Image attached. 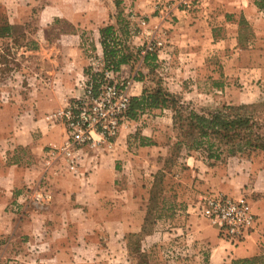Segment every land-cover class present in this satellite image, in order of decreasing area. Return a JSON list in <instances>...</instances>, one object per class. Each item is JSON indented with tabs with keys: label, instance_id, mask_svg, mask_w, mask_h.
<instances>
[{
	"label": "rangeland",
	"instance_id": "rangeland-1",
	"mask_svg": "<svg viewBox=\"0 0 264 264\" xmlns=\"http://www.w3.org/2000/svg\"><path fill=\"white\" fill-rule=\"evenodd\" d=\"M116 2L0 0V24L9 21L14 26L11 37L0 38L1 147L7 145L9 138H16L20 145L12 158L32 164V160L40 156L30 147L34 142L40 145L44 142L41 139L48 136V142L58 143L66 137L63 144L50 145L42 153L43 168L36 179L41 160L34 165L36 168L31 165L29 173L33 179L25 180L26 187L7 203L5 213L22 217L29 207L54 201L56 195L46 177L47 164L53 166L65 161L70 171L66 158H56L51 151L64 146L67 140L64 122L56 113L76 96V37L73 36L76 33L82 36L88 62L80 84L90 78L97 80L99 87L104 83L103 72L114 68L106 67L99 28L108 24L119 28L126 21L131 35L128 38L120 35L119 48L126 45L135 61L132 72H120V76L130 78L132 87L135 81H143L144 88L150 90L161 86L197 110H216L224 105L264 100V59H256L255 54H251V60L248 58L256 50H264V36L262 33L259 39L254 36L250 25L242 30L241 42L234 39L236 36L230 28L229 34L222 30L216 34L220 42L214 47L210 38L201 44L180 42L177 46L172 42V34L176 29V13L181 11L173 4L162 6L160 11L159 0H120L119 7ZM208 2L210 0L185 14L207 12ZM108 10L109 16L106 15ZM217 23H225V20L221 17ZM155 27L159 33H147ZM177 29L187 32L182 26ZM141 32L146 33L141 36ZM249 32L253 36H249ZM225 37L228 38L223 41ZM248 37L255 40L252 47ZM158 40L163 44L157 45ZM92 43L96 44L95 49ZM150 44L153 50H147ZM188 46L199 47V50L193 52ZM138 48L160 53L161 58L156 61L151 56L147 65L143 64V50L138 52ZM132 87L131 99L134 97ZM34 109L38 111L33 115L35 121L45 118L49 122L47 127L37 129L23 120L25 112ZM175 142L171 110L147 107L139 110L135 118L128 115L116 137L102 143L98 149L81 153L80 159H84L83 155L89 150L100 152L102 147L113 144L117 150V155L99 161L98 169L89 168L81 173L80 169L85 168L81 161L74 173L78 175L76 187L78 184L85 187L86 197L76 206H89L88 211L76 217L84 223L76 227V237L91 235L97 252L93 264H211V256L217 252L216 243L222 236L202 215L201 198L212 192L223 193L219 186L225 182L240 197L228 196L246 199L252 205L249 195L245 194L253 181L245 185L244 178L248 180V174L252 178L255 173L264 171V152L252 157L225 155L221 160L211 161L186 146L176 149ZM203 160L204 164L200 162ZM79 175L85 179L81 180ZM225 176L230 179L225 180ZM154 190L157 198L151 201ZM141 234L142 250L147 256L144 259L135 249V241L131 243L133 251L128 248L130 238L135 240ZM260 259L264 262V257ZM16 261L6 256L0 259V264H17Z\"/></svg>",
	"mask_w": 264,
	"mask_h": 264
},
{
	"label": "crops",
	"instance_id": "crops-1",
	"mask_svg": "<svg viewBox=\"0 0 264 264\" xmlns=\"http://www.w3.org/2000/svg\"><path fill=\"white\" fill-rule=\"evenodd\" d=\"M208 3L210 4L207 12L201 11L188 15L183 11L176 13L174 19L176 29L172 34V42L175 45L179 46L180 42L201 44L210 38L214 47L220 42L216 34L220 30L229 34L230 28L233 35L236 36L234 39L240 42L241 17L253 28L254 36L256 35L258 39L260 33L264 36V13L255 4V0H210ZM106 15L109 16V10ZM221 17L225 23L218 24L217 19H221ZM179 26L185 27L187 32L178 30ZM160 29L162 30V27ZM145 33L141 32L140 35L144 36ZM147 33L156 34L159 31L155 27ZM73 36L76 37V95H81L82 88L79 86L81 74H85V66L88 62L84 56L82 36L79 33ZM227 38L222 40L225 41ZM249 42L250 47H252L251 43H254L255 40L250 39ZM262 46L264 47V44ZM188 49L197 52L199 47L188 46ZM142 53L144 57L145 49ZM251 54H255L256 59L260 61L264 59L262 56L264 50H256L250 53L248 56L250 60L252 59ZM160 58L161 54L159 53L158 61ZM128 71L132 72L131 66L129 64L123 65L122 73ZM142 83L143 81L134 82L133 96H140L143 93L144 86ZM36 110H27L23 120L26 123L31 122L37 129H43L49 125V122L45 118H39L35 121L33 115L38 114ZM65 139L66 137H62L60 142L54 143L48 142V136H44L41 139V141L44 140L42 144L38 145L34 142L30 147L37 150L40 156L36 160H32V164L29 162L20 163L18 157L12 158L16 148L20 145L16 138H9L7 145L3 144L2 147L0 144V259L8 256L12 260H17V264L18 262L23 264H93L95 262L97 252L93 247L95 243L91 239V235L83 234V237H76V227L84 224L79 222L76 217L89 210V206H86L88 204L76 206L80 200L86 199L84 196L85 187H80V184L76 187V176L78 175L67 170L65 161L47 166L45 160V164H47L46 177L50 180L52 190L56 195L52 203L45 206H31L22 217L4 212L7 203L18 197L26 187L25 180L33 179V175L29 173L32 168L31 165L36 168L34 165L41 160L40 171L34 176L36 179L42 172L41 168H43L42 153L50 145L63 144ZM91 150L83 155L84 159H80L83 164L85 163V168L80 169L81 173L89 168L94 170L97 167L98 169L99 161L112 157L114 154L117 155L114 144L110 147H102L100 152ZM100 154L103 156H101L102 158ZM28 159L31 160L29 156ZM200 162L205 163L204 160ZM97 169L87 179H90ZM248 175V180L246 176L244 178L245 185L250 180L253 181V184L250 186L248 194L245 195H249L248 199L252 202L253 211L256 214V224L239 245L223 236L219 238L214 249L217 251L216 255L212 254L211 256V264H232L234 258L264 257V171L255 173L252 178L250 174ZM79 178L82 180L85 179V176L81 178L79 175ZM229 179V176H225V180ZM219 189L236 198L240 197L238 192L232 190L229 183L222 182ZM76 197H78V202H76ZM216 229L220 234L219 228L216 227Z\"/></svg>",
	"mask_w": 264,
	"mask_h": 264
},
{
	"label": "trees",
	"instance_id": "trees-1",
	"mask_svg": "<svg viewBox=\"0 0 264 264\" xmlns=\"http://www.w3.org/2000/svg\"><path fill=\"white\" fill-rule=\"evenodd\" d=\"M120 3V0H117V7ZM255 4L264 13V0H255ZM110 17L113 16L110 15ZM240 24L242 30L249 26L243 17H241ZM13 29L14 26L9 21L0 24V38L11 37ZM241 32L240 34H242ZM99 34V43L103 49L106 67H112L122 73V66L129 64L132 70L135 61L134 54L126 45L124 48H119L120 35L125 38L131 35L129 23L125 21L119 28L115 24H108L99 28ZM248 35L253 36V33L249 32ZM240 39L241 42L242 38ZM247 39L249 41L251 38ZM96 47V44L92 43V48ZM137 50L141 52L143 48ZM151 56L157 61L158 53L147 51L143 57V64L147 65V60ZM147 107L171 110L173 130L176 133L174 144L176 149L186 146L190 151L201 152L207 160L211 161L221 160L225 155L252 157L264 152V100L240 105H224L216 110H197L170 90L161 86L150 90L145 86L141 96H134L131 99L127 114L135 118L138 116L139 110H144ZM159 175L155 180L156 189L159 186ZM156 194L155 190L151 192V201L157 198ZM144 226L143 233H145ZM142 234L138 235L135 240L130 238L128 248L130 252L133 251L131 243L135 241L137 244L135 249L144 259L147 256L142 250ZM232 264H264V262L259 256H255L235 258L232 260Z\"/></svg>",
	"mask_w": 264,
	"mask_h": 264
},
{
	"label": "built area",
	"instance_id": "built-area-1",
	"mask_svg": "<svg viewBox=\"0 0 264 264\" xmlns=\"http://www.w3.org/2000/svg\"><path fill=\"white\" fill-rule=\"evenodd\" d=\"M207 0H159L162 6H173L178 11L200 7ZM162 10V9H161ZM160 10V11H161ZM157 45L163 42L158 40ZM147 50H153L148 45ZM115 69L103 72L104 83L90 78L79 84L83 92L74 96L56 113L64 122L67 140L61 148L51 151L54 157L66 158L69 170L75 173L81 163L80 156L88 149H98L118 135L121 123L128 117L131 103L130 78L120 76ZM100 81L99 83H101ZM201 212L220 230V235L234 244L242 242L256 224V214L246 199H234L221 192H212L202 198Z\"/></svg>",
	"mask_w": 264,
	"mask_h": 264
}]
</instances>
